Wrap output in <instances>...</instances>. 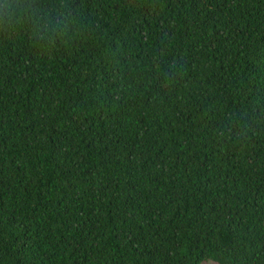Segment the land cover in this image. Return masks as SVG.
<instances>
[{"label":"trees","instance_id":"obj_1","mask_svg":"<svg viewBox=\"0 0 264 264\" xmlns=\"http://www.w3.org/2000/svg\"><path fill=\"white\" fill-rule=\"evenodd\" d=\"M207 262L264 264V0H0V264Z\"/></svg>","mask_w":264,"mask_h":264},{"label":"clouds","instance_id":"obj_2","mask_svg":"<svg viewBox=\"0 0 264 264\" xmlns=\"http://www.w3.org/2000/svg\"><path fill=\"white\" fill-rule=\"evenodd\" d=\"M31 5L27 3H19L13 6L11 3H6L3 5V10L7 11L8 17H12L17 10H26L27 8H30Z\"/></svg>","mask_w":264,"mask_h":264},{"label":"rangeland","instance_id":"obj_3","mask_svg":"<svg viewBox=\"0 0 264 264\" xmlns=\"http://www.w3.org/2000/svg\"><path fill=\"white\" fill-rule=\"evenodd\" d=\"M203 264H217L215 262H207V263H203Z\"/></svg>","mask_w":264,"mask_h":264}]
</instances>
